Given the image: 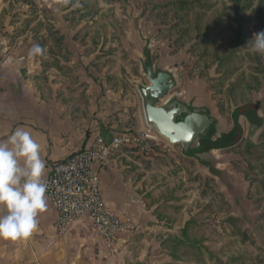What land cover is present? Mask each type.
Masks as SVG:
<instances>
[{
  "label": "crops",
  "instance_id": "1",
  "mask_svg": "<svg viewBox=\"0 0 264 264\" xmlns=\"http://www.w3.org/2000/svg\"><path fill=\"white\" fill-rule=\"evenodd\" d=\"M38 1L56 17V26L65 35L68 49H72L73 61L83 62L85 57L78 45L82 39L73 36L69 28L78 30L91 21L88 24L83 20L78 22V19L72 22L67 14L83 15L87 8L77 9L80 0ZM29 12L30 6L21 0H0V140L6 139L17 127L30 131L41 145V158L46 163L45 180L52 163L85 148L97 134L109 139L113 132H147L150 129L158 142L165 139L148 125L141 103L126 107L118 97L111 96L116 93L99 80L91 68L88 71L73 70L71 73L75 77L70 81L68 73L55 68L43 71L40 61L29 53L35 42L30 27L21 31ZM168 57L172 63L163 61L161 69L170 72L177 83L169 96H176L193 108L208 109L216 120V132L211 140L224 146L207 151L196 143L191 146L197 151L195 156H187L179 144L180 155L193 160L197 167L204 169L205 175L222 180L227 191L235 192V183L227 168H218L217 165L223 163L219 164L214 157L224 156L238 145H256L261 141L264 115L254 103L258 118L254 117L253 121L244 116L248 103L237 104L222 115L213 103V97L208 96L207 89L205 91L200 84L193 87L191 81L179 82L180 65L173 55ZM240 109L243 110L236 118L233 114ZM237 120L241 131L235 137H229ZM237 136L240 141L235 143ZM159 148L149 155L130 147L113 150L107 164L100 170L106 206L121 218L136 219L143 225V230L122 235L113 248H108L88 220L81 217L71 224L65 235L60 236L55 226L56 210L46 196L47 208L39 215L38 228L29 237L0 239V264H197L193 256L173 257L162 243L168 236L181 237L190 217L188 213L184 214L186 202L179 198L178 187L171 185V180L166 182L161 174L162 168L156 165L157 157L162 155ZM200 160L212 163L222 177L213 175L200 164ZM204 259L209 263L206 256Z\"/></svg>",
  "mask_w": 264,
  "mask_h": 264
},
{
  "label": "rangeland",
  "instance_id": "2",
  "mask_svg": "<svg viewBox=\"0 0 264 264\" xmlns=\"http://www.w3.org/2000/svg\"><path fill=\"white\" fill-rule=\"evenodd\" d=\"M180 1L186 2V7L170 5ZM85 3L87 11L83 15L67 14L72 22L91 21L78 30L69 28L73 36L82 39L78 45L85 57L83 62H74L72 49L65 44L69 58L60 61L69 81L75 77L73 70L91 68L116 93L111 96L118 97L126 107L141 103L143 108L140 89L149 84L145 70L148 61L143 52L147 47L156 71L162 68L163 61L172 63L168 56L173 55L180 65L179 82L191 81L193 87L200 84L207 89L222 115L244 103H248L244 111L248 121L258 118L252 103L258 104L264 115V54L254 52L247 44L258 31L255 20L249 23L245 47L237 50V57L227 67L222 66L221 72L216 67L213 49L222 46L219 53L226 54L230 28L236 26L230 0H85ZM247 15L253 16L250 11ZM216 19L219 22L207 46H197L202 33L196 30V22L201 23L204 31ZM24 20L37 21L33 14ZM52 21L56 26L53 15ZM242 110L234 113L236 118ZM240 131L237 120L229 137ZM239 138H235V143ZM260 140L256 145L241 144L224 156L214 157L219 164L223 163L218 168H227L235 192L227 191L222 180L205 175L204 169L193 160L181 156L179 144L172 147L162 138L145 154L161 147L158 151L162 155L157 157L156 165L162 168L165 181L171 180V185L178 187L181 194L178 197L186 202L184 214L200 222L192 231L199 243L186 249L188 257L199 250L201 259L197 264H264V134Z\"/></svg>",
  "mask_w": 264,
  "mask_h": 264
},
{
  "label": "built area",
  "instance_id": "3",
  "mask_svg": "<svg viewBox=\"0 0 264 264\" xmlns=\"http://www.w3.org/2000/svg\"><path fill=\"white\" fill-rule=\"evenodd\" d=\"M156 142L150 129L147 132H113L109 139L97 134L85 148L52 163L45 179L48 185L46 196L57 213V234L65 235L74 221L85 217L106 246L113 248L122 235L143 230V225L136 219L121 218L106 206L100 170L107 164L113 150L130 147L148 154Z\"/></svg>",
  "mask_w": 264,
  "mask_h": 264
},
{
  "label": "clouds",
  "instance_id": "4",
  "mask_svg": "<svg viewBox=\"0 0 264 264\" xmlns=\"http://www.w3.org/2000/svg\"><path fill=\"white\" fill-rule=\"evenodd\" d=\"M247 44L264 54V30L254 32ZM45 170L41 145L30 131L17 127L0 140V239L27 238L38 228L47 208Z\"/></svg>",
  "mask_w": 264,
  "mask_h": 264
},
{
  "label": "trees",
  "instance_id": "5",
  "mask_svg": "<svg viewBox=\"0 0 264 264\" xmlns=\"http://www.w3.org/2000/svg\"><path fill=\"white\" fill-rule=\"evenodd\" d=\"M21 1L30 6L29 15L33 14L34 18L37 19V21L34 23L31 22V20H25V28L21 30L25 31L30 27L29 30L33 34L35 42L29 49L30 55L34 56L40 61L43 71L49 70L50 68H56L57 70L63 72L64 66L61 64L60 60H66L69 58V55L64 43V35L61 30L54 25L51 12L45 5H38L35 0ZM230 2L233 4V11L235 15L234 20L236 22V26L235 28H230V42H227L229 45V50L226 54L220 55L219 49H221L222 46L213 49V55L217 65L216 67L220 72L223 70V67H227V65L231 64L232 61L237 57V50L239 48L245 47L248 35L247 30L249 23L252 20H255L257 23L258 31L264 30V0H230ZM85 4V0H80V4L77 9L84 7ZM185 4L186 2L184 1L175 3L170 2V5L176 8H181L185 6ZM189 4L192 5L193 3L189 2ZM249 11L253 14V16L247 15ZM219 16H221V13ZM218 22L219 20L216 19L214 23H211V25H209V27L204 31H202L201 23L196 22V30L202 33L201 38L196 41L197 46H207L209 36L215 30V26ZM36 46H39L41 49L39 53L33 52V49ZM262 134H264V128L262 130ZM231 219L234 220L233 217ZM198 223L200 222L197 221L196 217H191L185 223L181 231V237L168 236L164 239L162 243L169 249L173 257L181 259L184 255H186L187 247L199 243V240L196 239L197 236L192 234V231L196 229ZM181 250L185 251L180 253ZM195 254V256H192L196 260L201 259L199 250L196 251Z\"/></svg>",
  "mask_w": 264,
  "mask_h": 264
},
{
  "label": "water",
  "instance_id": "6",
  "mask_svg": "<svg viewBox=\"0 0 264 264\" xmlns=\"http://www.w3.org/2000/svg\"><path fill=\"white\" fill-rule=\"evenodd\" d=\"M143 52L148 61L145 70L149 84L140 91L148 125L167 139L170 146L181 144L187 156H195L197 151H193L191 146L196 143H199V147L204 146L207 151L224 147L222 143L217 145V141L211 140V136L216 132V120L208 109L193 108L176 96H169L177 85L176 80L170 72L163 69L156 71L153 68L150 61L152 53L147 47ZM220 137L222 140V136ZM205 142H209L207 146ZM203 161L200 160L201 165H205L213 175L222 177L221 172L212 163Z\"/></svg>",
  "mask_w": 264,
  "mask_h": 264
}]
</instances>
